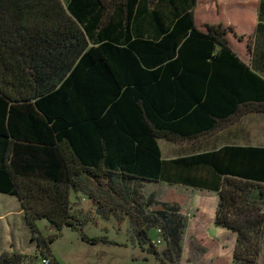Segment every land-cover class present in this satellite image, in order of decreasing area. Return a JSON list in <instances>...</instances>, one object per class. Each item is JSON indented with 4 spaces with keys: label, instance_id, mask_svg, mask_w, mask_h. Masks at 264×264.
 <instances>
[{
    "label": "trees",
    "instance_id": "obj_1",
    "mask_svg": "<svg viewBox=\"0 0 264 264\" xmlns=\"http://www.w3.org/2000/svg\"><path fill=\"white\" fill-rule=\"evenodd\" d=\"M194 1L149 0L145 14L142 0H0V193L17 198L40 255L52 264H62L49 247L58 235L42 236V219L56 231L79 232L87 244H115L83 232L87 220L71 211V192L95 199L104 216V202L124 210L141 227L140 247L156 255L142 220L129 211L143 210L130 184L165 180L164 165L184 161H162L156 140L197 141L249 111L264 112V79L231 50L227 29L211 25L203 33L191 12L179 13ZM166 8L172 25L165 28ZM147 17L155 39L142 36ZM173 171L186 184H203L190 181L188 168ZM260 177L227 175L211 189L215 226L236 233L231 264H256L260 255ZM91 184L104 201L87 192ZM257 186L260 201L251 198ZM25 258L5 251L0 264Z\"/></svg>",
    "mask_w": 264,
    "mask_h": 264
},
{
    "label": "crops",
    "instance_id": "obj_2",
    "mask_svg": "<svg viewBox=\"0 0 264 264\" xmlns=\"http://www.w3.org/2000/svg\"><path fill=\"white\" fill-rule=\"evenodd\" d=\"M102 1L113 4L115 0ZM142 5L145 10L143 12L149 14V0H142ZM184 11L192 13L193 25L200 32L206 33L207 26L211 25H221L227 29L225 38L231 50L240 61L264 79V0H195L193 6L187 4L179 7V13ZM163 12L161 24L165 28L171 27L172 19H168L167 8ZM109 13H112V9H109ZM137 21L141 20L138 18L135 22ZM142 30L144 38L155 39L148 34L152 31V17L144 19ZM231 33H235L239 38L250 37L256 45H235L230 42L235 38ZM130 34L132 37L137 36L131 31ZM156 141L162 161H184L164 165V170L167 168L164 176L169 177L165 180H132L131 195L137 199L143 210L138 212L129 207V211L142 220L157 254L149 253L148 245L140 247L135 237L134 243L120 242V248L138 246L140 251L139 255L130 254L125 259L131 264L140 260L149 262L150 257L154 263L159 264H231L236 233L215 226L218 196L217 192L211 189L227 175L262 179L260 176L264 174V112L249 111L225 128L197 141L175 142L163 138ZM4 151V144L0 140V165ZM181 167L190 169V181L203 182L202 186L186 184L189 179L184 178V175L179 177V171H173V168ZM150 182L159 185H147ZM73 193L74 202L77 198L83 202L84 199H89L83 192ZM71 194V211L77 215L80 211H76L73 206ZM251 198L260 201L258 186L251 192ZM18 207V213L24 217L20 203ZM261 207L264 212V201ZM97 208L98 206L96 213L109 220ZM110 211L115 212L113 209ZM151 231H159L155 241L150 238ZM230 232L235 235L232 252L228 255L225 253V240Z\"/></svg>",
    "mask_w": 264,
    "mask_h": 264
},
{
    "label": "rangeland",
    "instance_id": "obj_3",
    "mask_svg": "<svg viewBox=\"0 0 264 264\" xmlns=\"http://www.w3.org/2000/svg\"><path fill=\"white\" fill-rule=\"evenodd\" d=\"M62 1L64 2V0ZM230 31L232 30L230 29ZM231 34L235 38L231 39L230 42L235 45L242 47H245V45H249V47L256 45L250 37L239 38L235 33ZM147 185L155 187L159 183L150 182ZM100 189L102 188L91 184L87 192L93 193L97 199L104 201ZM78 195L83 198L80 194ZM71 200L74 202L73 192ZM84 200L83 202L77 198V201L73 204L77 209L76 211H80L77 215L83 216L89 221L83 227V232L89 237L104 236L115 244H87L81 240L79 232L66 226L61 231H56L47 220L42 219L37 221V227L41 235L44 237L58 235L49 246L51 253L62 264H131L125 258L130 254L139 255L138 246L137 248H131V246L129 248H120L122 245H120V242L134 243L135 233L141 227L132 218L124 214V210L110 211V207H115L113 203H102L107 211L108 220L103 218L102 214L96 213L95 209L98 205L95 199ZM18 205L19 202L16 197L0 193V256L2 252L15 251L26 255L23 264H40L39 255L41 250L37 247L36 240L32 238L31 231L23 215L18 213ZM157 234H159V231H151L150 238L155 241ZM234 235L235 233L230 232L225 240V253L228 255L232 252ZM151 259L153 258L150 257L149 262L140 260L135 264H159L157 262L154 263ZM235 264L242 263L238 261ZM256 264H264V226L260 235V255Z\"/></svg>",
    "mask_w": 264,
    "mask_h": 264
},
{
    "label": "built area",
    "instance_id": "obj_4",
    "mask_svg": "<svg viewBox=\"0 0 264 264\" xmlns=\"http://www.w3.org/2000/svg\"><path fill=\"white\" fill-rule=\"evenodd\" d=\"M40 264H52L51 260L43 255H39Z\"/></svg>",
    "mask_w": 264,
    "mask_h": 264
}]
</instances>
